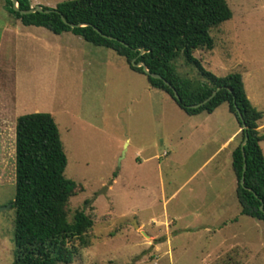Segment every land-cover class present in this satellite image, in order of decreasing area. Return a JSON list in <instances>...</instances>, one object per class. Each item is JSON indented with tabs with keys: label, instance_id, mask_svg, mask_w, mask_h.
<instances>
[{
	"label": "rangeland",
	"instance_id": "374dc122",
	"mask_svg": "<svg viewBox=\"0 0 264 264\" xmlns=\"http://www.w3.org/2000/svg\"><path fill=\"white\" fill-rule=\"evenodd\" d=\"M28 1L51 10L64 0ZM3 2L0 264L14 261L15 121L31 113L53 118L63 175L82 187L68 200V221L75 210L92 221L86 245L73 242L70 264H264V224L240 215L235 200L230 163L240 132L227 141L236 121L226 105L186 115L109 49L43 28L7 32ZM225 3L231 17L209 30L212 50L192 56L216 77L240 74L264 121V0ZM173 66L179 76L201 80L182 57ZM259 135L264 158V128Z\"/></svg>",
	"mask_w": 264,
	"mask_h": 264
},
{
	"label": "trees",
	"instance_id": "16d2710c",
	"mask_svg": "<svg viewBox=\"0 0 264 264\" xmlns=\"http://www.w3.org/2000/svg\"><path fill=\"white\" fill-rule=\"evenodd\" d=\"M4 3L6 12L23 26L40 27L54 35L70 33L92 46L109 49L123 58L130 70L142 75V69L130 62L132 59L134 63L143 62L149 73L161 78L144 75L149 87L165 93L186 115L210 114L226 104L240 128V142L246 137L242 147L245 163L242 186L239 184L243 163L240 142L231 152L230 167L239 214L264 224V158L259 147L262 137L257 130L262 113L246 98L240 74L216 77L192 56L195 50H212L209 30L231 17L225 0H64L47 14L27 15L13 11L9 0ZM16 3L18 10L30 8L28 0H16ZM77 24L85 25L69 27ZM139 49L143 50L141 55ZM179 56L197 70L201 80L177 74L173 62ZM162 80L174 89L178 100ZM217 88L207 103L191 108ZM241 122L245 126L242 130ZM65 166L53 118L46 113L17 117L11 203L13 264H70L75 253L73 242L80 247L86 245L84 236L92 221L81 210H75L71 219H67L68 200L81 192L82 187L64 177Z\"/></svg>",
	"mask_w": 264,
	"mask_h": 264
},
{
	"label": "water",
	"instance_id": "95a60500",
	"mask_svg": "<svg viewBox=\"0 0 264 264\" xmlns=\"http://www.w3.org/2000/svg\"><path fill=\"white\" fill-rule=\"evenodd\" d=\"M9 1L11 2V8H12V10L15 11V12H18L20 15H27V14H32V13H35V12L47 14V13H49V12L52 11V10H49V9L43 10L38 5H35L33 7H30L27 10H18L16 0H9ZM60 19H63V18L60 16ZM84 25L85 24L69 25V27L70 28H72V27H80V26H84ZM94 31L96 33L100 34L99 31L97 29H95V28H94ZM102 37H106V36L102 35ZM106 38L111 39L110 37H106ZM123 45H125V44H123ZM142 52H143V50L142 49H139V55H141ZM130 64L132 66L136 67V68H141L144 75L149 76L152 79H159V80H161V78L158 75L149 73L147 71V69H146V67H145V65H144L143 62L134 63V59H132L131 62H130ZM162 82L164 83V85H166L167 87H169V89L171 90V92L173 94V98L175 100H178V96H177L176 92L174 91V89L166 81L162 80ZM218 90H219V88L215 89L206 99H204L202 102H200V103H198L196 105L191 106V108H198V107L202 106L203 104L207 103L216 94V92ZM235 112H236L237 117L239 118V120H241V115H240V113L238 112L237 109H235ZM244 128H245V126L241 122V130L244 129ZM245 140H246V137H244L243 140L240 142V151H241L242 161H243V163H242L241 177H240V180H239V184L241 186H242V183H243V172L245 170L244 157H243V153H242V147L245 144ZM261 206L262 205H260V209H261ZM132 225H133V227L135 229L138 228L137 225L135 224V222H133Z\"/></svg>",
	"mask_w": 264,
	"mask_h": 264
},
{
	"label": "crops",
	"instance_id": "0c3cea01",
	"mask_svg": "<svg viewBox=\"0 0 264 264\" xmlns=\"http://www.w3.org/2000/svg\"><path fill=\"white\" fill-rule=\"evenodd\" d=\"M29 2V1H28ZM30 3V2H29ZM3 4L5 5V3L3 2ZM30 5V7H31V4H29ZM5 10V9H4ZM5 12H6V10H5ZM7 13V12H6ZM8 14V13H7ZM9 15V14H8ZM9 17L11 18V20H10V24H9V26H8V29H5L7 32H10V33H14V32H16V31H21V27L20 26H23V25H21L20 23H19V21H17V20H14L10 15H9ZM29 27H34V26H29ZM37 28H40V27H37ZM47 31V30H46ZM52 34V33H51ZM63 34V33H62ZM242 80V79H241ZM243 83V82H242ZM243 89H244V92H245V86H244V84H243ZM245 96H246V98L248 99V101L250 102V100H249V97H248V95L245 93ZM221 105H223V104H221ZM220 105V106H221ZM224 105H226V104H224ZM220 106H218V107H220ZM217 107V108H218ZM216 108V109H217ZM215 109V110H216ZM215 110H213V111H215ZM226 110H227V112H228V109H227V106H226ZM212 113V112H211ZM210 113V114H211ZM229 113V112H228ZM230 114V113H229ZM231 115V114H230ZM235 119V118H234ZM6 118H4L3 119V121L1 122V125H0V129L2 128V130H1V133L4 131V129H5V123H6ZM263 120V115H262V118H261V120L258 122V127H257V130L259 131L260 129H262V128H264V121H262ZM236 121V120H235ZM9 129V128H8ZM238 132H240V128H239V126H238V124H237V122H236V128L233 130V132L231 133V135L228 137V139H227V141H230V140H233L236 136H237V134H238ZM0 140H3V138H2V136H0ZM0 142H2V143H0L1 144V147H0V149H1V153H0V165L1 164H3L4 162H5V158H4V153H3V151H4V143H3V141H0ZM162 155H164V153L162 154ZM2 165L0 166V169L2 170ZM258 222V221H257ZM233 249V245H229V247H228V250H232ZM230 252V251H229Z\"/></svg>",
	"mask_w": 264,
	"mask_h": 264
}]
</instances>
